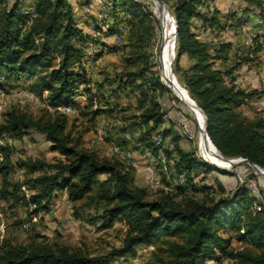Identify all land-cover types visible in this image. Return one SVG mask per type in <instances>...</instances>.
<instances>
[{"label":"trees","instance_id":"1","mask_svg":"<svg viewBox=\"0 0 264 264\" xmlns=\"http://www.w3.org/2000/svg\"><path fill=\"white\" fill-rule=\"evenodd\" d=\"M112 1L115 9L122 6L135 15L143 11L139 0ZM247 1L255 5L264 19V4L259 0ZM204 2L178 0L171 4L176 22L175 69L178 79L189 93L181 90L199 113L203 130L204 118L195 103L204 112L210 140L206 139L213 153L243 157L264 169V118L250 120L243 117L240 111L260 91H247L235 83L233 73L237 65L229 70L213 67L215 59L228 58L221 53L229 51L232 45L222 43L212 52L211 42L200 38L195 26L197 20L205 27L221 24L216 14L218 11L209 17L208 12L201 10ZM3 3L4 0H0V76L19 79L26 75L33 77L38 70L50 69L49 79L43 75L37 78L42 88L50 92L51 102L72 103L80 81H86L73 71V64L83 56L80 45L85 44L87 38L83 29L75 23L71 0H34L32 10L37 16L33 18L22 15L20 2L12 5ZM167 27L171 33L169 24ZM56 54L61 56L58 67L54 65ZM183 55L194 61L188 70L181 69ZM136 59L128 58V61L135 62ZM148 70H152L151 67L124 72L123 77L118 78L119 88L124 90L145 79ZM143 85L147 86V93L150 89L153 92L167 89L160 76L145 79L138 86ZM143 94L137 124L145 126L146 131L140 136V142L145 147H154L152 138L156 134L167 137L171 131L163 128V108L153 96L155 93L148 96L143 91ZM148 100L150 105L145 106ZM105 112V109H94L83 114H91L95 118ZM188 115L195 127L192 116ZM68 123L69 118L63 113L35 117L26 111L12 109L4 114L0 133L7 132L22 139L34 130L43 134L51 143L52 150L63 157L52 162L41 158L19 162L21 167L32 173L50 169L49 173L31 177L26 182L36 191L29 201L36 206L35 210H48L57 191H66L70 201L86 198L85 205L94 204L102 208L97 217L102 220L103 227L112 226L117 218L125 220L127 231L123 243L105 254L93 255L85 248L68 244L38 241L15 244L6 241L0 250V264H114L121 258H135L139 246L153 245L163 237H180L182 241H169L167 247H161L160 250L165 253L155 255L158 264H208L220 258L233 260L235 264H264V210L243 213V205L251 200L247 187L238 185L231 190L233 194L210 202L186 194L182 188L177 192L161 189L159 197L151 200L148 188L135 183L133 166L115 157L101 156L97 151L85 147L83 131L69 130ZM174 142L173 149H166L167 157L171 159L176 152L174 164L178 172L186 171L189 185L195 186L193 182L198 180L200 173L211 167L193 152L182 149L178 138ZM3 153L0 175L6 189L11 186L9 176L13 163L11 149L6 147ZM226 173L231 174L229 171ZM105 175L107 177L101 180L100 177ZM219 183L221 190H225L223 183ZM232 221L238 222L239 239L248 242L249 248H233L231 239L220 235V226Z\"/></svg>","mask_w":264,"mask_h":264},{"label":"rangeland","instance_id":"2","mask_svg":"<svg viewBox=\"0 0 264 264\" xmlns=\"http://www.w3.org/2000/svg\"><path fill=\"white\" fill-rule=\"evenodd\" d=\"M139 1L143 5V11L136 15L127 12L122 6L117 9L115 7L106 9L108 16L103 17V19L109 24V32L115 31L119 24L123 22H127L130 27L127 41L123 45V51L116 54L106 49L101 40L93 41L91 38L92 31L100 29L98 23L103 20L96 13L98 10L87 14L86 8H92L93 0H71L74 7L75 23L83 29L87 38L86 43L83 45L78 44V40H75L76 44L82 47L83 56L81 59L74 61L73 71L82 75L86 81H80L77 96L70 103L74 110L66 115L69 118V130L73 128L75 132L83 131L85 147L97 151L101 156L113 157V149L122 145L134 150L136 157L143 163L141 157L143 150H154V147L136 146V143L140 142V136L146 131L145 126L137 124L142 111L140 101L144 96L143 91L148 96L155 93L153 96L160 100L163 108L167 110L172 109L175 95L170 88L155 92L150 89L147 93L146 85L138 86L145 79H156L160 76L161 80L162 69L155 59L157 53L159 57L162 39L161 33H157L156 30L157 19L154 10L156 7L159 16L165 14L166 3L171 11V5L165 0V3H162L164 7L162 6L161 9L155 0ZM16 2L21 4L22 15L30 17L27 11L33 9L34 0H4L3 5H12ZM229 5L230 8L220 5L221 10H224L222 17L219 15L221 24L212 26L207 35H202L200 38H207L208 42H211L212 52L214 48H220L222 43L232 45L229 51L221 53L223 57L227 56L228 58L215 59L213 67L229 70L237 65L238 67L233 73L236 78L235 83L247 91L254 89L260 91L258 95L251 98L247 104L240 108L241 115L250 120L264 118V28H256V24H264V19L259 17L255 5L247 0H231ZM208 15L210 17L213 14ZM163 25L168 32V43L172 45L171 33L167 27L168 23L163 22ZM89 43H92L99 51L95 55L93 54V58L91 55L90 63L85 60V49ZM166 47L164 37L162 49L165 50ZM176 48L173 57L171 52L169 53L173 61L168 66L171 77L169 75V79L166 81L168 86L174 83L176 87L175 94L177 92L183 98V94L180 92L181 87L172 76V73H174L178 78L175 69ZM257 49L259 50L257 51ZM55 58L54 65L58 67L61 56L56 54ZM98 58L101 59L100 66L93 63ZM128 58L138 59L135 62H130ZM193 64L194 61L189 59L187 55L185 59L181 58L180 66L182 70H188ZM148 66L152 70H148L145 79L138 80L134 85L124 90L119 88L118 78L123 77L124 72L137 71ZM49 72L50 69L38 70L33 77L26 75L19 79L8 78L4 75L0 76V105H3L0 123L4 120V114L12 109L26 111L35 117H47L48 114L53 113L48 109V105L50 106L52 103L49 98L50 92L42 88L37 78V76L43 75L49 79ZM178 81L182 84L180 79ZM226 81L231 82L227 77ZM178 94L176 95L179 97ZM149 105L148 100L145 102V106ZM181 107L192 116L195 122L192 111L188 106L182 102ZM94 109H105L106 112L95 118L91 114H83ZM164 128L171 131V134L167 137L162 134L165 138V153L167 148L173 149L174 140L178 138V144L182 149L193 152L198 159L211 167V169H204L203 173H200L198 180L193 182L195 186L190 185L192 191L190 195H194L199 200L207 199L209 202L221 196L231 195V190L238 186L236 173L240 172L246 175L247 178L254 179L256 184L255 191L248 188L251 200L243 205V213L264 210L263 175L256 173L248 164H241L235 169H227L205 161L199 154L198 144L200 142L202 151L205 150L202 139H199L200 130L197 125L193 127L194 138L191 140L181 136L172 120L165 121ZM100 129L104 131L103 139H100L98 135ZM6 147L11 149L13 167L9 176L11 186L8 188H3V179L0 175V250L6 241L15 244L38 241L82 247L93 255H100L109 252L113 247L122 245L127 231L125 220L117 218L112 226L103 227L102 220L97 217L101 214L102 208L94 204L85 205L86 198L70 201L66 191H57L48 205V210H35L36 206L29 202L36 191L28 186L27 180L43 173H49L50 169L32 173L21 167L19 162L29 158H41L50 162L63 158L59 152L52 150L51 143L46 140L43 134L31 130L22 139H17L13 134L4 136L3 133H0V153ZM211 152L213 153V151ZM176 155L174 151L173 157L167 160L168 171L162 170L163 163H160L163 186L171 187L173 192L180 189L179 172L174 164V158L177 159ZM134 169L135 183L148 188L149 199H157L160 194L159 191L163 188L149 189L147 183L148 173L145 168ZM226 171L231 174L228 175ZM106 177V175L101 176L100 179L103 180ZM219 182L223 183L225 190H221ZM96 192L97 190L94 191V193ZM77 214H80V216H77ZM95 217L97 218L95 219ZM219 233L223 237L231 239L233 248H249L248 242L239 239L238 222L232 221L220 226ZM174 240L182 241L180 237H163L153 245L139 246L135 258H121L114 264H158L155 255L164 254L165 252L160 250L161 247H167L169 241ZM208 264H235V262L220 258L210 261Z\"/></svg>","mask_w":264,"mask_h":264},{"label":"built area","instance_id":"3","mask_svg":"<svg viewBox=\"0 0 264 264\" xmlns=\"http://www.w3.org/2000/svg\"><path fill=\"white\" fill-rule=\"evenodd\" d=\"M264 4V0H259ZM93 5L90 7L86 8V12L87 14H91L93 12H95V10H99V15L102 17H107L108 14L106 13L107 10L109 8H113L114 7V2L112 0H93ZM155 5V4H154ZM106 10V11H105ZM170 11V10H169ZM27 14L30 15V18L36 17L37 14L33 11V10H28ZM170 14L174 20V26L171 32V42H172V50L174 52V49L176 48V33H175V19L174 16L172 15V12L170 11ZM154 15L155 18L157 19V24H156V30L157 33H161V39H162V44L160 47V53H159V57H158V53L156 55V59L155 61L158 62L159 66L161 67V82L163 85H165V87L168 89L170 88L172 90V88L170 86H168L163 79V67H162V62H161V57H162V48H163V44H164V33H165V27L162 25L161 19L159 18L158 15V11L155 7L154 10ZM98 26L100 29H96L94 31H92L91 33V38L93 41L95 40H101L102 43L105 45L106 49H108L109 51H112L114 53H121L123 51V45L126 43L127 41V37L129 34V24L127 22H123L121 24H119L118 28L113 31V32H109L108 31V27L109 24L108 22L103 19L98 23ZM262 32V31H260ZM86 58L85 60L90 63V57L92 55H95V53L99 52L98 49L96 47L93 46L92 43L87 44L86 47ZM94 54V55H93ZM94 60V59H93ZM94 64H97L98 66H100L101 64V59L98 58L96 60H94L93 62ZM87 68L88 66L86 64H84ZM89 72V71H87ZM175 75V74H174ZM176 76V75H175ZM177 78V77H176ZM178 80V78H177ZM179 82V81H178ZM180 84V83H179ZM182 88L188 92V90L182 85ZM173 94L175 95V100L173 101V105H172V109L171 110H167L164 109L162 106V112H163V119L164 121L167 120H172L176 126V128L179 130V133L181 134L182 137H184L185 139L191 140L194 138V131H193V124H192V120L190 118V116L188 115V113L186 111H184L181 107V103L184 101L182 99H180L172 90ZM189 93V92H188ZM159 103H161L160 100H158ZM51 102V100H50ZM162 105V104H161ZM3 108V105H0V115H1V109ZM48 109L51 110V112L53 113H63V114H68L69 112H72L73 106H71L70 104L67 103H51V105H48ZM197 125V124H196ZM4 134V136H6V134H10L7 132H2ZM98 135L100 139H103V135H104V131L103 129H100L98 131ZM152 143L154 145V150H149V149H145L143 150V153L141 155V157L143 158V163L142 161H140L135 153L134 150H131L130 148H126L124 146H116L113 150V157L117 158L119 161H121L124 164H128L133 166L136 169H139L140 167H144L145 170L148 173V178H147V183L149 186V189H158V188H163L166 190H173L171 187L169 186H163V180H162V173H161V169H160V163H163V169L165 171H168V165H167V154L164 152V147H165V138L162 134H156L153 138H152ZM136 146L138 147H142L143 144L141 142L136 143ZM228 158H241V157H228ZM4 159V153H0V160L1 162ZM237 166H231L229 169H233ZM178 181L180 184V188H182L184 190V192L186 194H189L192 192L190 185L188 183V177H187V172L186 171H181L178 174ZM236 181L238 183V185L240 186H245L247 188H249L251 191L252 190H256V184L254 179H249L246 177V175L237 172L236 173Z\"/></svg>","mask_w":264,"mask_h":264},{"label":"bare ground","instance_id":"4","mask_svg":"<svg viewBox=\"0 0 264 264\" xmlns=\"http://www.w3.org/2000/svg\"><path fill=\"white\" fill-rule=\"evenodd\" d=\"M156 3L158 4L159 8L161 9L162 8V5L159 1H156ZM162 15H160V19H161V22H162ZM172 22H173V26H174V20L172 18ZM162 25H163V22H162ZM164 26V25H163ZM165 27V26H164ZM173 29V28H172ZM164 37H165V42H166V49L163 50L162 49V57H161V62H162V67H163V79H164V82L167 84V81L169 79V75L171 77V73L169 71V64L171 63L170 62V59H169V43H168V32L165 28V33H164ZM169 61V62H168ZM172 72H173V69H172ZM173 75V78L177 80L176 76L174 75V73H172ZM178 82V80H177ZM178 85L181 87L182 90H184L182 88V86L179 84L178 82ZM172 90L174 91L175 90V84L172 83L170 84ZM182 90H180V92L183 94V98L176 92V94L179 95V98L182 99L188 106L189 108H191V110L193 111L194 115H195V118H196V122H197V126H198V129L200 130V138L199 139H202V145L204 147V150L205 151H202L201 149V142L198 144V147H199V154L200 156L205 160L207 161L208 163L210 164H213V165H216V166H220L222 168L224 167H228L229 168L232 166L231 164L232 163H239L241 161V159H236V160H233L230 161L227 157L223 156L215 147V149L222 155V156H219L215 153H212L210 151V148H209V145H208V142H207V139H209L208 137H206L205 135V128L204 130L202 129V121H201V118H200V115L199 113L197 112V110L195 109V107L193 106V104L191 103V101L188 99V97L182 92ZM185 91V90H184ZM175 93V91H174ZM188 94V93H187ZM189 96V94H188ZM190 97V96H189ZM191 99V98H190ZM192 100V99H191ZM194 102V101H193ZM195 103V102H194ZM196 107L201 111V114L203 115V118H204V122H205V117H204V114L202 112V110L198 107V105L195 103ZM207 138V139H206ZM210 140V139H209ZM212 143V142H211ZM231 165V166H230ZM259 168V167H257ZM256 167H254V170L256 173L258 174H262V169L259 168L257 169ZM264 176V175H263Z\"/></svg>","mask_w":264,"mask_h":264},{"label":"crops","instance_id":"5","mask_svg":"<svg viewBox=\"0 0 264 264\" xmlns=\"http://www.w3.org/2000/svg\"><path fill=\"white\" fill-rule=\"evenodd\" d=\"M165 1H167L171 5L175 2H177L178 0H165ZM230 3H231V0H205L204 4L200 8H201V10L208 12V14H215L218 11V13H216V14H218L222 17L224 10H221L222 7H220V5L221 6L224 5L226 8H230V5H229ZM165 6L167 8L165 9V14L162 15V17H163L162 22L168 23L170 28L172 29L173 28V22L171 21V14L169 12L168 6L166 4H165ZM96 13L99 15V10ZM158 15H159V13H158ZM258 15H259V17H261L259 13H258ZM159 18H160V16H159ZM256 25H257L256 28H259V29L264 28L263 23H259ZM195 26L197 27L196 31L200 34V37H202V35H207V32H209L210 28H212V26H210V25H207L206 27L203 26V24L199 20H197L195 22ZM252 29H253V27H252ZM203 40L208 41L207 38L206 39L203 38ZM170 52H171L172 57H173L172 45H169V53ZM185 58H186V55H183L182 59H185ZM169 59L172 60L170 55H169ZM163 128H164V126H163ZM227 169H229V168H227Z\"/></svg>","mask_w":264,"mask_h":264},{"label":"water","instance_id":"6","mask_svg":"<svg viewBox=\"0 0 264 264\" xmlns=\"http://www.w3.org/2000/svg\"><path fill=\"white\" fill-rule=\"evenodd\" d=\"M155 1H159L160 3H165L164 2V0H155ZM154 3V2H153ZM155 4V3H154ZM166 4V3H165ZM185 103V102H184ZM186 104V103H185ZM187 105V104H186ZM188 106V105H187ZM188 108H189V106H188ZM200 108V107H199ZM190 110H191V108H189ZM201 109V108H200ZM192 111V110H191ZM203 112V111H202ZM192 114H193V116H194V118H195V115H194V113H193V111H192ZM203 114H204V112H203ZM204 117H205V135H206V137H208L209 138V136H208V133H207V129H206V116H205V114H204ZM195 122H196V118H195ZM196 124H197V122H196ZM210 139V138H209ZM215 146V145H214ZM216 147V146H215ZM228 158V157H227ZM230 161H232L233 162V160H236L237 158H228ZM238 159H241V161L239 162V163H233L232 165L233 166H239V165H241V164H248L250 167H252L253 169H254V167H259V168H261L262 169V174L264 175V169L262 168V167H260V166H258L257 164H255V163H252L251 161H249L248 159H246V158H243V157H241V158H238Z\"/></svg>","mask_w":264,"mask_h":264}]
</instances>
